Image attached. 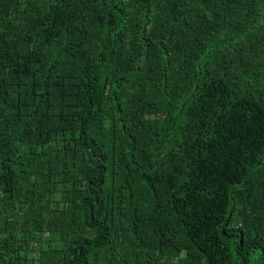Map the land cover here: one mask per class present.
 <instances>
[{
	"label": "trees",
	"instance_id": "1",
	"mask_svg": "<svg viewBox=\"0 0 264 264\" xmlns=\"http://www.w3.org/2000/svg\"><path fill=\"white\" fill-rule=\"evenodd\" d=\"M27 256L264 264V0H0V264Z\"/></svg>",
	"mask_w": 264,
	"mask_h": 264
},
{
	"label": "rangeland",
	"instance_id": "2",
	"mask_svg": "<svg viewBox=\"0 0 264 264\" xmlns=\"http://www.w3.org/2000/svg\"><path fill=\"white\" fill-rule=\"evenodd\" d=\"M55 193H57V191L56 192L54 191V192L51 193L52 194L51 198H55L56 197ZM47 241H48V239H47L46 235L42 236V240H41V243H43L42 246H41L42 249L46 248V243H48ZM26 258H27V260H26L25 264H38L36 259H33V258L29 257V256H27Z\"/></svg>",
	"mask_w": 264,
	"mask_h": 264
},
{
	"label": "built area",
	"instance_id": "3",
	"mask_svg": "<svg viewBox=\"0 0 264 264\" xmlns=\"http://www.w3.org/2000/svg\"><path fill=\"white\" fill-rule=\"evenodd\" d=\"M44 236H45V235H44ZM32 246H33L34 249H35V248L37 249V244H36V243H33Z\"/></svg>",
	"mask_w": 264,
	"mask_h": 264
}]
</instances>
